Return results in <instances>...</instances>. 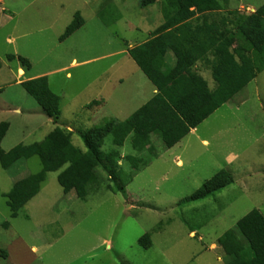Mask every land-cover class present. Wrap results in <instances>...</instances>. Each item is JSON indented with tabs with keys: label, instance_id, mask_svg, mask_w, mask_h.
<instances>
[{
	"label": "rangeland",
	"instance_id": "374dc122",
	"mask_svg": "<svg viewBox=\"0 0 264 264\" xmlns=\"http://www.w3.org/2000/svg\"><path fill=\"white\" fill-rule=\"evenodd\" d=\"M216 1L225 17L231 12L250 15L264 4V0ZM141 2L5 0L0 8L8 9V19L0 25V58L5 64L6 55L27 60L25 78L53 72L44 77L59 98L60 114L48 118L14 85L20 63L8 61L10 128L3 149L40 143L60 129L84 151L81 136L87 129L110 120L125 121L140 107L144 100L135 90L140 85L147 92L151 83L121 52L143 42L164 20L167 0L144 8ZM76 13L83 26L61 42ZM72 60L79 66L71 68ZM259 61L255 58L256 78L198 128L197 136L207 139V146L185 133L180 144L166 150L169 145L153 136L152 157L134 151L131 137L121 148L113 146L110 136L105 138L101 151L119 152L120 173L112 179L106 163L98 167L97 184L90 187L85 201L74 192L64 194L58 173H49L38 195L12 219L4 194L14 183L39 173L42 165L32 157L7 170L0 167V264H224L216 256L221 249L213 250L215 238L251 210L264 216V64ZM92 102L96 103L88 107ZM16 109L21 115L14 114ZM128 156L148 165L114 194L124 180L120 174L131 172ZM221 170L232 175L230 186L204 200L180 203ZM145 234L151 241L148 250L137 244Z\"/></svg>",
	"mask_w": 264,
	"mask_h": 264
},
{
	"label": "trees",
	"instance_id": "16d2710c",
	"mask_svg": "<svg viewBox=\"0 0 264 264\" xmlns=\"http://www.w3.org/2000/svg\"><path fill=\"white\" fill-rule=\"evenodd\" d=\"M155 1L142 0L141 7ZM163 14L164 22L153 32L152 38L128 50L131 60L157 91L128 119L110 120L87 129L81 136L84 151L74 147L69 135L60 129L50 132L40 143L20 144L8 152L0 146V167L4 170L32 157H38L42 165L39 173L14 183L4 194L10 218H16L18 212L38 195L49 173H58L56 180L63 193L74 192L80 201H85L90 187L97 184L96 171L104 163L109 166H105V170L115 179L120 173L116 161L120 156L117 150L106 154L101 151L105 138L110 136L113 146L121 148L131 137L134 151L152 155L153 136L171 145L169 139H165L164 131L175 121L178 120L185 130L196 128L256 78L255 58L259 57L260 66L264 64V4L253 14L231 12L225 17L216 0H167ZM83 24V19L76 13L59 40L64 41ZM209 51H213L217 59L212 69L216 83L213 90H209L194 70L196 62ZM168 52L173 57L171 66L166 64ZM7 59H17L24 72L30 68L29 62L21 57L8 55ZM20 86L48 118L57 119L59 98L50 91L46 77L22 82ZM8 127L7 123L0 124V145ZM173 127L184 133L178 124ZM126 159L131 172L120 174L124 180L112 191L114 194L122 192L140 169L148 165V161L133 156ZM233 182L232 175L221 170L180 203L204 200ZM137 244L148 250L151 247L149 235H143ZM217 245L223 253L224 264H264V216L258 210H251L218 238Z\"/></svg>",
	"mask_w": 264,
	"mask_h": 264
},
{
	"label": "crops",
	"instance_id": "0c3cea01",
	"mask_svg": "<svg viewBox=\"0 0 264 264\" xmlns=\"http://www.w3.org/2000/svg\"><path fill=\"white\" fill-rule=\"evenodd\" d=\"M5 3V0H0V6H2L3 4ZM5 13H8V9L2 7L0 8V25L2 24V21L4 18H7L8 19V16L5 15ZM17 14H13V16L15 17ZM164 22V20L162 19V21H160L158 23V25L152 30L149 32L148 34V37L141 43L139 44H130L128 45L127 49L123 50L121 52V55L123 57H125L124 59H131L129 54H128V50L133 48V47H136L138 45H141L143 43H145L146 41L150 40L152 38V34L153 32L162 25V23ZM8 55H6V64L3 62V60L0 58V124L1 123H7L8 124V106L10 105L8 103V96H6V89H8V71L9 70V67H8V59H7ZM17 59H14L12 61H9V62H14L16 61ZM88 62V61H87ZM87 62H83L81 64H84V63H87ZM134 63V62H133ZM135 64V63H134ZM166 64L168 66H171L173 64V57H172V54L170 52H168L166 54ZM217 64V59L215 58L214 54H213V51H209L208 53H206L202 58H200L195 66H194V70L197 72L198 75H200L203 80L207 83V86L209 88V90H213L215 88V85L216 83L214 82L213 78H212V69L213 67ZM77 66H79V64L76 62V60H72L71 63H70V67L71 68H76ZM136 66V65H135ZM137 67V66H136ZM138 68V67H137ZM3 69H6V73L3 72L4 70ZM56 72V71H55ZM53 72H50V73H38V74H35V75H32L28 78H25V72L23 71L21 65L17 66V69H16V74H17V77L19 78V80L14 84V85H17L18 87H21L20 84L22 82H25V81H29V80H33V79H37V78H40V77H44L48 74H51ZM71 78V74L70 73H67L66 74V78ZM25 78V79H24ZM47 78V77H46ZM119 83H122V80L120 79L119 80ZM11 85V84H10ZM135 91H138V93H140V98H143V103L140 105V107H142L144 104H146L156 93V89L151 85L150 88H147V92L143 91V86H138L136 88ZM231 100V99H230ZM229 100V101H230ZM227 103V102H226ZM225 103V104H226ZM224 104V105H225ZM139 107V108H140ZM138 108V109H139ZM137 109V110H138ZM217 111V110H216ZM14 114L16 115H21V111L19 109H16L14 111ZM211 116V115H210ZM209 116V117H210ZM208 117V118H209ZM207 118V119H208ZM207 119H205L202 123H204ZM178 121V120H177ZM175 121L172 125H170L169 127L170 128H167L165 131H164V137L165 139H169V142H171V145H169L168 149L166 150H169L171 148H173L175 145H178L180 144L181 142V136L185 133H188V134H191V135H194L197 139L200 140V142L202 143V145L204 146H207L208 145V140L207 139H203L199 136H197L198 134V128L202 125V123L200 125H198L196 128L194 129H187L185 130L184 129V126L178 121ZM174 124H178V126L184 130L183 132L184 133H180L178 132L174 127L173 125ZM9 126V124H8ZM9 128L10 126L8 127V130L6 132V135L5 137L3 138L2 142H1V149L4 151V152H8L9 149L8 147L4 148L3 147L6 145L7 146V140H8V132H9ZM162 143L163 140L161 139L160 140ZM6 143V144H5ZM180 161V160H179ZM180 164H181V161H180ZM6 194V193H5ZM237 222V221H236ZM235 222V224H236ZM235 224L233 225V227L235 226ZM232 227V228H233ZM231 228V229H232ZM219 237L215 238V242L214 244L212 245L213 246V250H217V249H220L217 245V240H218ZM217 256V260L219 262H223V253L220 255H216Z\"/></svg>",
	"mask_w": 264,
	"mask_h": 264
}]
</instances>
